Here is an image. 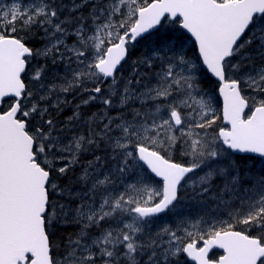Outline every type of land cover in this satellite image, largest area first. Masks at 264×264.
Instances as JSON below:
<instances>
[{
  "label": "snow or ice",
  "instance_id": "6c2138e0",
  "mask_svg": "<svg viewBox=\"0 0 264 264\" xmlns=\"http://www.w3.org/2000/svg\"><path fill=\"white\" fill-rule=\"evenodd\" d=\"M244 154L264 0H0V264H264Z\"/></svg>",
  "mask_w": 264,
  "mask_h": 264
},
{
  "label": "rangeland",
  "instance_id": "374dc122",
  "mask_svg": "<svg viewBox=\"0 0 264 264\" xmlns=\"http://www.w3.org/2000/svg\"><path fill=\"white\" fill-rule=\"evenodd\" d=\"M189 55H191V52H189ZM70 99V98H69ZM68 109H66L65 111H67ZM154 184L157 183L155 180L152 181ZM196 208L193 206V204L188 201H184V203L177 208V212H180L184 215H188V214H192L196 212ZM226 219V217H224ZM177 220V216L174 215L173 213H167L166 215H163L158 221L156 226H159L162 223H173ZM69 231H71L72 229L69 228Z\"/></svg>",
  "mask_w": 264,
  "mask_h": 264
},
{
  "label": "bare ground",
  "instance_id": "6f19581e",
  "mask_svg": "<svg viewBox=\"0 0 264 264\" xmlns=\"http://www.w3.org/2000/svg\"><path fill=\"white\" fill-rule=\"evenodd\" d=\"M76 103H79V100H76ZM85 110H90V111H96L97 110V107L95 105L93 106H90V109H85ZM67 115H71V109H68L67 111H64V113L61 114L60 118L63 119L64 117H66ZM246 160H247V156H246ZM249 161V160H248ZM252 161V158L251 160ZM252 164H255V163H252ZM255 166L257 168H260L262 167L261 165H258V164H255ZM189 202V201H188ZM184 203V202H183ZM190 203V202H189ZM63 233L66 235V233L64 232L63 230Z\"/></svg>",
  "mask_w": 264,
  "mask_h": 264
},
{
  "label": "trees",
  "instance_id": "16d2710c",
  "mask_svg": "<svg viewBox=\"0 0 264 264\" xmlns=\"http://www.w3.org/2000/svg\"><path fill=\"white\" fill-rule=\"evenodd\" d=\"M249 160V161H248ZM251 160V157H247V160H246V163L247 164H249V165H253L252 163H253V158H252V161H250ZM255 165V164H254ZM60 234H64L63 233V230H60V233H58V235H60Z\"/></svg>",
  "mask_w": 264,
  "mask_h": 264
},
{
  "label": "water",
  "instance_id": "95a60500",
  "mask_svg": "<svg viewBox=\"0 0 264 264\" xmlns=\"http://www.w3.org/2000/svg\"><path fill=\"white\" fill-rule=\"evenodd\" d=\"M222 99V98H221ZM256 155H258V154H256ZM190 260H191V258H189ZM192 261V260H191Z\"/></svg>",
  "mask_w": 264,
  "mask_h": 264
},
{
  "label": "flooded vegetation",
  "instance_id": "af4514ba",
  "mask_svg": "<svg viewBox=\"0 0 264 264\" xmlns=\"http://www.w3.org/2000/svg\"><path fill=\"white\" fill-rule=\"evenodd\" d=\"M262 167H264V166H262ZM63 230V229H62Z\"/></svg>",
  "mask_w": 264,
  "mask_h": 264
}]
</instances>
